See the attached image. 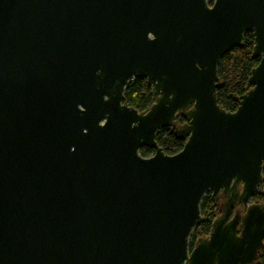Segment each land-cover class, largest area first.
<instances>
[{"label": "water", "instance_id": "95a60500", "mask_svg": "<svg viewBox=\"0 0 264 264\" xmlns=\"http://www.w3.org/2000/svg\"><path fill=\"white\" fill-rule=\"evenodd\" d=\"M247 31L259 60L228 112L217 64ZM263 162L264 0H0V264H254ZM207 192L227 201L189 248Z\"/></svg>", "mask_w": 264, "mask_h": 264}, {"label": "trees", "instance_id": "16d2710c", "mask_svg": "<svg viewBox=\"0 0 264 264\" xmlns=\"http://www.w3.org/2000/svg\"><path fill=\"white\" fill-rule=\"evenodd\" d=\"M253 35L251 31L243 34L242 45L234 47L222 56L217 64V75L222 82V87L216 91V101L225 111L233 112L238 106L240 97L249 89L247 80L250 70L258 63V58L252 57ZM124 102L138 112L146 111L153 103L151 87L145 78H133L129 81L123 92ZM184 123L185 119L178 114L175 117V126ZM186 139H179L173 128H160L155 134V142L165 154L173 155L179 152ZM154 150L141 147L139 154L150 157ZM262 175L264 178V162ZM252 203L264 204V193L255 192L251 197ZM200 221L190 234L189 248H192L198 238L208 236L212 221L220 213L218 205L212 200L210 194H204L199 203ZM254 264H264V242Z\"/></svg>", "mask_w": 264, "mask_h": 264}, {"label": "flooded vegetation", "instance_id": "af4514ba", "mask_svg": "<svg viewBox=\"0 0 264 264\" xmlns=\"http://www.w3.org/2000/svg\"><path fill=\"white\" fill-rule=\"evenodd\" d=\"M208 5L209 6H211L212 5V3L211 2H208ZM207 194H210L211 195V192H207ZM227 195H224V194H222V193H218L217 194V196L215 197V199L213 200L217 205H218V207H219V211H220V213L219 214H221V211L224 209V207H225V203H226V201H227ZM236 209H239V212H240V214H241V211L243 212L244 210H243V208L240 206V205H235V206H233L232 208H231V210H230V212H229V218H231L232 216H231V214H233L234 213V211L236 210Z\"/></svg>", "mask_w": 264, "mask_h": 264}, {"label": "built area", "instance_id": "2783aa9c", "mask_svg": "<svg viewBox=\"0 0 264 264\" xmlns=\"http://www.w3.org/2000/svg\"><path fill=\"white\" fill-rule=\"evenodd\" d=\"M256 192H259V193H264V181H263V184H261L259 187H258V189H257V191ZM264 205V204H263Z\"/></svg>", "mask_w": 264, "mask_h": 264}, {"label": "rangeland", "instance_id": "374dc122", "mask_svg": "<svg viewBox=\"0 0 264 264\" xmlns=\"http://www.w3.org/2000/svg\"><path fill=\"white\" fill-rule=\"evenodd\" d=\"M179 122H177V124H178ZM185 123V122H184ZM184 123H179V126H182ZM250 203H252L251 201H250ZM241 214H243V212L241 211ZM220 214H217V216L216 217H218ZM233 214H231V216H232ZM189 240H190V237H189Z\"/></svg>", "mask_w": 264, "mask_h": 264}]
</instances>
